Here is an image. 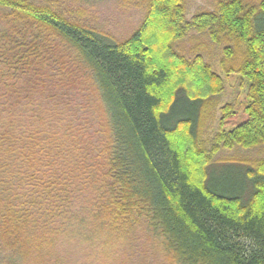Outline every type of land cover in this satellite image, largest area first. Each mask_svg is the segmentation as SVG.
<instances>
[{"label":"trees","instance_id":"16d2710c","mask_svg":"<svg viewBox=\"0 0 264 264\" xmlns=\"http://www.w3.org/2000/svg\"><path fill=\"white\" fill-rule=\"evenodd\" d=\"M138 1L141 25L117 42L0 0V264H142L143 243L177 264H264V160L210 157L264 146V0H218L190 23L185 0ZM192 27L246 87L209 155L198 130L223 79L171 47ZM84 78L99 122L82 116Z\"/></svg>","mask_w":264,"mask_h":264},{"label":"rangeland","instance_id":"374dc122","mask_svg":"<svg viewBox=\"0 0 264 264\" xmlns=\"http://www.w3.org/2000/svg\"><path fill=\"white\" fill-rule=\"evenodd\" d=\"M35 5L46 6L61 15L70 22L94 29L108 35L117 42L128 39L141 25L145 16V6L138 0H30ZM218 0H185L184 18L187 23L191 18L201 12L211 11ZM245 4H258L261 0H242ZM164 37V35H163ZM153 46L155 42L153 41ZM224 43L212 41L210 36L196 28H190L181 38L173 41L172 48L187 60H193L201 56L211 71L220 75L223 79V89L214 97H210L202 113L201 124L198 130V144L207 150L208 155L215 135L218 133L220 120L223 116L222 109L230 106L236 111L239 103L245 99L246 87L244 82L236 76L226 77L222 71L220 62L225 58ZM241 47L239 48V50ZM239 57V55H238ZM234 60V59H233ZM152 66V59H149ZM168 63V62H167ZM195 84L192 83V88ZM78 99L84 105L83 118L101 121V105L98 93L93 85L88 84L86 78L75 87ZM81 94L83 98H80ZM101 115V116H100ZM81 116V117H82ZM100 116V118H99ZM237 116L230 118L231 123H236ZM237 120V121H236ZM230 123V124H231ZM229 124V125H230ZM228 125V126H229ZM227 126V127H228ZM210 157L213 162H245L256 167L264 160V146H256L249 149L234 148L221 150ZM223 169V168H222ZM149 243H143L148 250V256L142 264H177L170 255L163 250L159 243L150 247Z\"/></svg>","mask_w":264,"mask_h":264}]
</instances>
